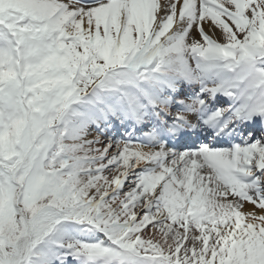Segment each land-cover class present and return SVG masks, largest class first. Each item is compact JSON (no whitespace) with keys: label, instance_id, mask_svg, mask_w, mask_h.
Here are the masks:
<instances>
[{"label":"snow or ice","instance_id":"6c2138e0","mask_svg":"<svg viewBox=\"0 0 264 264\" xmlns=\"http://www.w3.org/2000/svg\"><path fill=\"white\" fill-rule=\"evenodd\" d=\"M0 264H264V0H0Z\"/></svg>","mask_w":264,"mask_h":264}]
</instances>
